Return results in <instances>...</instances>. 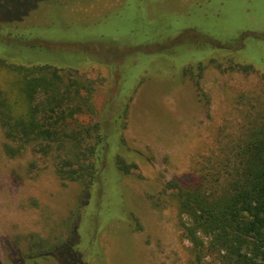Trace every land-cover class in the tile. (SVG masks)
I'll list each match as a JSON object with an SVG mask.
<instances>
[{
	"label": "rangeland",
	"instance_id": "374dc122",
	"mask_svg": "<svg viewBox=\"0 0 264 264\" xmlns=\"http://www.w3.org/2000/svg\"><path fill=\"white\" fill-rule=\"evenodd\" d=\"M1 8L10 19L40 25L47 42L61 41L46 47L63 50L45 51L51 62L70 63L71 38L84 43L104 33L118 41L79 49L102 56L66 79L91 94L96 111L73 123L100 122L103 109L111 123L119 115V152L132 164L129 173L113 166L102 173V191L91 189L89 209L78 214L86 263L192 264L182 225L188 219L167 186L218 185L222 146L264 108V0H0ZM236 40L241 47L232 50ZM20 79L0 65V88L16 91L17 108L25 106ZM5 142L0 127V264H59L54 255L28 254L70 237L83 185L57 175L64 149L36 146L12 157ZM212 262L210 255L201 264Z\"/></svg>",
	"mask_w": 264,
	"mask_h": 264
},
{
	"label": "trees",
	"instance_id": "16d2710c",
	"mask_svg": "<svg viewBox=\"0 0 264 264\" xmlns=\"http://www.w3.org/2000/svg\"><path fill=\"white\" fill-rule=\"evenodd\" d=\"M39 26L10 19L0 9V65L20 75L21 99L25 104L17 108L18 103L12 102L16 91L0 88L4 149L12 157L36 146L44 151L57 146L67 152L65 164L56 173L63 180L80 181L85 194L77 206V215L74 214L70 237L54 246L41 243L28 255H54L59 264L68 259L70 264H87L81 249L78 214L89 209L91 189L101 187L102 191V173L110 166L129 173L132 164L119 152L125 146L119 115L111 123L103 109L100 122L86 127L73 123L85 110L94 114L96 111L91 94H82L76 79L71 82L66 79L73 76L72 69L100 58L101 54L94 52L91 57L79 49L85 46L94 51L95 45L102 49L118 45V41L104 33L84 43L71 38L66 44L69 46H65L70 51V63L51 62L43 59L44 52L49 50L59 55L63 50L57 52L46 47L61 41L47 42L51 38ZM248 35L245 33L240 39ZM211 41L215 47L219 44ZM239 41L236 40V49L232 47V50L241 47ZM199 67L202 68L201 63ZM240 67L250 70L253 65L245 63ZM111 69L117 76L113 72L115 68ZM191 70L192 67H185V71ZM123 111L126 112V105ZM221 154L219 167L223 175L218 185L183 187L173 180L167 186L176 189L174 196L183 220L188 219L182 225L192 244V264H201L210 255L211 264H264V108L242 129L236 142L224 143ZM210 166H214V160Z\"/></svg>",
	"mask_w": 264,
	"mask_h": 264
}]
</instances>
